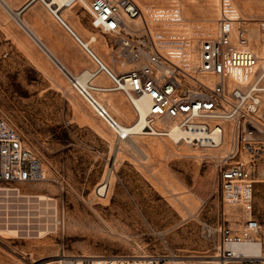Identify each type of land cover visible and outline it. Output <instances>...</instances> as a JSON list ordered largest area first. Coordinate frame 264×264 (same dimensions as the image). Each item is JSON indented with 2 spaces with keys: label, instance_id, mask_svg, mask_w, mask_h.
I'll return each instance as SVG.
<instances>
[{
  "label": "rangeland",
  "instance_id": "1",
  "mask_svg": "<svg viewBox=\"0 0 264 264\" xmlns=\"http://www.w3.org/2000/svg\"><path fill=\"white\" fill-rule=\"evenodd\" d=\"M6 1L17 9L27 2ZM134 1L145 10L153 5L180 4L188 21L214 22L218 16V0ZM234 1L249 27L259 29L264 21V0ZM66 8L64 18L77 34L85 41L96 35L98 40L91 47L106 61L114 59L106 45L110 37L92 26L87 11L80 5ZM21 17L73 73L84 70L82 62L86 68L94 67L45 3L34 2ZM106 79L101 75L96 81ZM102 98L121 122H135V107L123 93ZM0 116L42 158L44 178L24 188L55 198L58 209L57 228L45 237L25 231L26 235L22 232L18 237L0 234V264H41L54 260L45 259L47 256L59 255L55 257L59 259L63 254L88 253L161 254L165 264H216L213 255L219 222L224 217L234 221L242 214L239 207L222 200L214 160L218 152L178 144L161 135L118 142L109 124L1 2ZM106 179L110 189L105 197L97 190ZM255 202L264 221V183L256 187ZM241 251L258 253L249 246ZM172 256L177 261L172 262Z\"/></svg>",
  "mask_w": 264,
  "mask_h": 264
},
{
  "label": "built area",
  "instance_id": "2",
  "mask_svg": "<svg viewBox=\"0 0 264 264\" xmlns=\"http://www.w3.org/2000/svg\"><path fill=\"white\" fill-rule=\"evenodd\" d=\"M69 5L87 11L92 26L110 37L106 45L116 56L106 61L61 13L51 11L94 63L82 71L89 73L87 80L72 81L77 93L109 124L120 143L137 135H166L174 125L182 132L197 133L181 142L217 151L214 160L222 200L239 207L242 214L234 221L224 217L219 222L215 263L264 264V221L255 202L256 187L264 183V21L255 32L234 0H218L214 22L188 21L177 3L146 10L134 0H71ZM101 75L107 79L97 82ZM114 92L123 93L135 108L147 102V122L141 133L126 129L113 115L102 95ZM43 178L42 158L0 116L3 223L20 226L25 232L46 224L38 195L24 188ZM243 243L259 252L239 254L235 246ZM165 262L161 254H146L136 261L124 255L63 254L57 259V264Z\"/></svg>",
  "mask_w": 264,
  "mask_h": 264
},
{
  "label": "bare ground",
  "instance_id": "3",
  "mask_svg": "<svg viewBox=\"0 0 264 264\" xmlns=\"http://www.w3.org/2000/svg\"><path fill=\"white\" fill-rule=\"evenodd\" d=\"M32 1L33 0H27L26 4L29 2H32ZM36 1H41V2L45 3V5H47L51 11L57 10L59 13L62 14L63 17L65 15V10L68 9V8L65 9V6H69V4L71 2V0H34V2H36ZM173 1H177V0H173ZM0 2L4 5L6 10H8V12L16 19L18 24L38 43L40 48L46 52V54L50 57V59L60 67V69L69 77L70 80L75 82L76 79L82 81V80H87L89 78L90 75L87 71L82 72V74L81 73L75 74L62 61L59 60V58L55 55V53L49 49V47L40 39V37L34 32V30L29 26V24L21 17L22 13H19V10L21 8L17 9V8L12 7L11 4H9L6 0H0ZM241 17L243 19H245L244 16L241 15ZM257 29L258 28L254 29L255 32H258ZM97 40H98V37L96 35H92L88 41L84 40V42L91 46V44L93 42H97ZM82 67H83V69H85L87 66L85 63H83ZM147 106H148L147 102H144L143 104H138V107L135 108L136 120H135V122H132L130 124H126V129H130L132 131H137L138 133H141V129H142L143 125L146 124V122H147V120H146L147 113H148ZM143 133L147 134V132H144V131H143ZM155 134L159 135V133H155ZM138 136H141V135H137L135 137H138ZM162 136L169 137L173 141H175L176 143L180 144L181 138L186 137L187 139L190 140L193 136H197V133L192 132V131L182 132V131L178 130L177 128H175L174 125H171V128L169 129L168 133H166V135H162ZM186 144H188V143H186ZM188 146H191V145L188 144ZM136 148L138 151L143 153L141 151L140 147L137 146ZM109 189H110L109 179H106L105 181H103L100 184V186L97 190V194L106 197L109 194ZM36 197H37V201H38V206L40 208V213L45 214L46 217L49 216V219L46 218V220H48V221L52 220L53 222H51V223H53V226L51 227L49 225L50 223L48 224L46 222L47 226H49V227H46V224L40 225L37 228V230L35 231V233L30 232V230H29L28 235L34 234L37 237H45L47 234L50 233V230H54L55 226L57 225V221L54 219L55 218L54 216H56L57 211H58L57 203H56L55 198L50 197L46 194H40L39 196H36ZM23 231H25V230L21 229L20 226H16V225L13 226V225H8L6 223H2V220L0 219V234H11V235H15L18 237V236H21L23 234L22 233ZM243 246H249V249L253 248L259 252L258 248H256L252 244L243 243V244H238L235 246V249L239 254H244L241 251ZM84 255L91 256V257L104 256V255H100V254H89V253L84 254ZM145 256H146L145 254L142 256H140V255L136 256L135 255V256H132V258L134 261H136V260H139ZM53 257H54V260L48 261L49 262L48 264H50L52 262H57V259L55 257H59V255L50 256V257L47 256L44 258L48 260V259L53 258ZM204 257L207 258L208 256H204ZM170 260L172 262L177 261L175 256H172V258ZM211 262H214V260H211Z\"/></svg>",
  "mask_w": 264,
  "mask_h": 264
},
{
  "label": "water",
  "instance_id": "4",
  "mask_svg": "<svg viewBox=\"0 0 264 264\" xmlns=\"http://www.w3.org/2000/svg\"><path fill=\"white\" fill-rule=\"evenodd\" d=\"M34 0L32 2L27 3L26 5L22 6L21 9L19 10V13H23L27 8H29Z\"/></svg>",
  "mask_w": 264,
  "mask_h": 264
},
{
  "label": "crops",
  "instance_id": "5",
  "mask_svg": "<svg viewBox=\"0 0 264 264\" xmlns=\"http://www.w3.org/2000/svg\"><path fill=\"white\" fill-rule=\"evenodd\" d=\"M26 4V3H25ZM24 4V5H25ZM33 4V3H32ZM20 9V8H19ZM73 38V37H72ZM73 40H74V38H73ZM84 40V39H83ZM75 41V40H74ZM76 42V41H75ZM80 46V45H79ZM81 49H82V47H80ZM83 50V49H82ZM84 62H82V64H83ZM82 64H81V66H82Z\"/></svg>",
  "mask_w": 264,
  "mask_h": 264
}]
</instances>
